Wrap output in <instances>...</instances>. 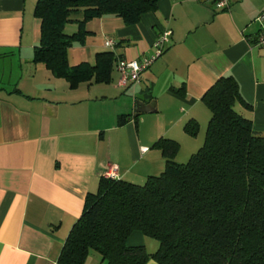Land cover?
Returning a JSON list of instances; mask_svg holds the SVG:
<instances>
[{
    "label": "crops",
    "instance_id": "crops-1",
    "mask_svg": "<svg viewBox=\"0 0 264 264\" xmlns=\"http://www.w3.org/2000/svg\"><path fill=\"white\" fill-rule=\"evenodd\" d=\"M35 3L0 0V264H57L85 196L97 191L108 164L117 166L118 179L143 184L164 170L154 146L162 137L178 142V163L187 161L201 147L210 118L201 97L221 76L236 79L251 105L237 109L264 134V47L255 44L264 0H229L227 10L214 0H158L132 25L113 15L89 20L84 42L67 49L70 67L94 65L97 53L110 50L109 38L118 58L151 55L156 38L171 31L162 55L124 88L115 62L109 82L74 87L35 62ZM71 23L74 33L78 25ZM136 99L154 111L121 123L122 115L134 114ZM189 120L199 124L194 137L184 131ZM143 237L134 231L127 242L155 251ZM84 264L105 261L90 253Z\"/></svg>",
    "mask_w": 264,
    "mask_h": 264
},
{
    "label": "trees",
    "instance_id": "trees-1",
    "mask_svg": "<svg viewBox=\"0 0 264 264\" xmlns=\"http://www.w3.org/2000/svg\"><path fill=\"white\" fill-rule=\"evenodd\" d=\"M158 0H36L40 21L34 61L71 87L80 82H109L117 56L99 52L94 65L70 67L67 49L83 43L85 24L113 15L132 25L152 12ZM78 29L65 33L68 23ZM181 94V91L178 90ZM210 111L204 140L186 162L178 163L177 141L159 138L164 170L143 184L101 176L95 193H87L82 212L63 243L57 264H84L97 254L105 264H264V134L237 109L251 105L232 75L217 78L201 97ZM136 119L135 114L122 115ZM196 136L199 124L184 125ZM134 231L155 239L158 247L128 244Z\"/></svg>",
    "mask_w": 264,
    "mask_h": 264
},
{
    "label": "built area",
    "instance_id": "built-area-1",
    "mask_svg": "<svg viewBox=\"0 0 264 264\" xmlns=\"http://www.w3.org/2000/svg\"><path fill=\"white\" fill-rule=\"evenodd\" d=\"M214 5L216 8L227 10L229 8V0H214ZM256 21L261 24V29L256 37L255 44L264 47V12L256 17ZM170 35V30L166 29L162 31L153 43L154 51L151 55L132 60L117 58L115 61V69L118 73L117 85L124 88L130 84L138 83L141 80L142 72L149 68L162 55ZM104 45L108 49L113 50L115 42L109 38L105 40ZM146 149L145 147L141 148L142 151ZM103 176L106 178H118L117 166L108 164Z\"/></svg>",
    "mask_w": 264,
    "mask_h": 264
},
{
    "label": "water",
    "instance_id": "water-1",
    "mask_svg": "<svg viewBox=\"0 0 264 264\" xmlns=\"http://www.w3.org/2000/svg\"><path fill=\"white\" fill-rule=\"evenodd\" d=\"M154 109L152 104H145L142 100L136 99L135 106H134V114L140 115L141 113H151Z\"/></svg>",
    "mask_w": 264,
    "mask_h": 264
},
{
    "label": "rangeland",
    "instance_id": "rangeland-1",
    "mask_svg": "<svg viewBox=\"0 0 264 264\" xmlns=\"http://www.w3.org/2000/svg\"><path fill=\"white\" fill-rule=\"evenodd\" d=\"M75 28V25L73 24V23H68L67 25H66V27H65V33L66 34H69V33H72V30ZM186 162V161H185ZM144 238V240H146L147 241V243H152V245H155L156 246V248L155 249H157V247H158V242L155 240V239H153V238H150V237H146V236H144L143 237ZM150 246H149V244L147 245V249H151V248H149ZM154 247V246H153ZM150 251V250H149ZM149 264H155V261L154 260H152V261H150L149 260Z\"/></svg>",
    "mask_w": 264,
    "mask_h": 264
}]
</instances>
